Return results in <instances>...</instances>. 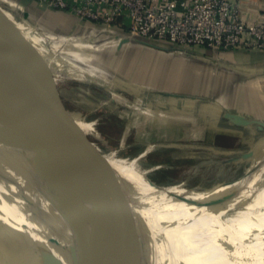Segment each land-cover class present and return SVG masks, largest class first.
<instances>
[{
  "label": "rangeland",
  "instance_id": "374dc122",
  "mask_svg": "<svg viewBox=\"0 0 264 264\" xmlns=\"http://www.w3.org/2000/svg\"><path fill=\"white\" fill-rule=\"evenodd\" d=\"M55 13L59 14L57 19L65 24L74 23L73 19L80 21L76 16L68 14L63 16V12L55 10L51 6L47 7L39 4L34 0H0V33L6 51L7 65L10 71L20 80L18 87L13 84L17 96V106L24 105L20 93L22 88L25 87L27 89L26 95L30 99L43 104L48 114L52 113L51 115L62 121L73 132L79 136L82 134L86 140L81 137L89 142L90 146L97 152L103 156L111 154L122 162L131 164L134 170L139 173L144 185H148L147 187L160 195H168L176 200L195 202L209 189L221 190L227 188L215 186L221 182L241 178L248 169L254 168L264 159V129L262 132L249 134L245 146L240 147V149H206L201 141H197V137H200L199 133H202V131L186 130L180 133L175 129V127H178L176 123L186 121V118L169 109L168 105H165L166 108L162 109L166 111L164 113L145 109V103L141 99L147 95L145 91L147 88L142 83L136 84L137 90H134L130 87L133 86L131 83L123 82L102 69V78L98 82L93 81L90 77L89 82L85 83L90 90L88 93L91 97L86 98L85 103L80 102L77 88L83 85L84 82H80L72 76L80 68L79 61L89 62L88 54L86 57L83 55V53L89 52V46L88 43H76V50L74 49L75 51L72 52L75 57H78L74 59L69 54L70 51L65 49V42L61 41L57 45L52 40L53 37H56L45 25V21H51L55 17ZM86 24L85 26L80 25L84 28L83 30L74 33L69 30L70 27L66 28L64 32L57 31V33L70 36L74 34L84 37L91 36L93 40L97 39V35H93L91 32L93 26ZM115 38L111 36L108 43H111L110 41L116 43ZM105 41L106 37L104 36L102 42ZM78 47L80 50H78ZM39 50H42L43 53ZM85 50L86 52H84ZM99 52L101 53V51ZM52 53L56 54V59L52 60V58L47 59L45 57V55L48 56ZM145 53L141 48H137L134 54L131 55L129 64L133 66L141 63L144 58H147ZM197 54V52L188 49L184 56L194 58ZM213 54L208 55L214 58ZM70 56L74 60L69 59ZM220 56L222 59L225 58V56ZM126 57L128 56H124V60L127 66L128 60L126 61ZM148 59L152 60L153 56L149 55ZM205 59L207 58L205 57L202 60L206 61ZM90 60L95 62L93 57ZM61 62H65V64L62 65ZM215 62L210 76H207V80L204 79L209 89L206 92L205 89L202 91V97L206 98L207 95H210L211 98V96L219 94L220 85L226 84L228 86L230 83L232 86L230 85L226 92L225 89L222 91V93H228L227 101L231 102L233 95H237L241 87L250 88L264 96V71H257L256 76L258 77H252L248 80L247 78L242 79L233 87L235 80L237 81L236 75L232 74L228 78V76L221 74V67L217 65V62L220 61L215 59ZM181 63L183 62L181 61ZM97 65L96 68H99ZM183 65L186 66L187 64L183 63ZM92 66L95 65H88L89 72H92ZM252 69L254 67L247 70L250 72ZM129 74L132 78L133 73ZM166 74L164 76L167 79L169 75ZM75 77L83 78L80 76ZM184 78L191 79L188 74ZM196 84L197 82L194 81L192 87H188L183 92L190 91L198 95L199 91L194 88ZM181 88H184L183 85ZM172 92L178 93L170 90V93ZM55 93L58 95L60 93L62 99L59 97L60 95L55 96ZM52 104L58 107L63 105L65 109L62 110L70 112L69 114L66 113L68 117L62 116L48 107ZM180 107V105L176 106V108ZM154 125H157V127L160 125V128L153 129ZM12 167L13 164L9 160L0 156V207L24 211L29 207L38 205L40 197L44 196V203H42L44 207L34 211L33 214L46 223L75 219L77 218L75 213H82L105 222L113 220L112 217L107 218V215L95 214L90 206L74 197V193L79 195L80 193H86V190L79 191L78 188L70 185L57 184L51 175L46 174L44 175L47 180L45 182L51 188L46 190L45 194L38 193L37 187H32L25 180L28 176L14 167L15 170L10 172ZM261 169L263 170L264 166ZM10 175L14 176L9 177ZM21 177L24 178L23 181L20 180ZM28 178L37 180L31 177ZM66 186H69V188L67 189ZM129 191L134 190L132 188L118 190L115 192V196L97 193H94V195L106 209L110 208V211H113L110 204L117 203L120 208L119 211H116V214L135 231L139 230L141 233L152 234L156 237L180 235L188 243L207 248L210 252L216 254L222 251L229 254L235 249V241L227 247L224 243L229 238L214 240L211 235L203 231V225L198 229L184 221L158 217L140 199L126 201V199H129V195H127ZM174 213L185 215L188 221L193 220L192 216L194 215L176 211ZM214 219H217V217ZM211 221L213 224L219 223V221ZM211 221L210 223H212ZM249 244H252L251 248ZM248 253L255 257L256 264H264V232H262L260 239L248 243Z\"/></svg>",
  "mask_w": 264,
  "mask_h": 264
},
{
  "label": "bare ground",
  "instance_id": "6f19581e",
  "mask_svg": "<svg viewBox=\"0 0 264 264\" xmlns=\"http://www.w3.org/2000/svg\"><path fill=\"white\" fill-rule=\"evenodd\" d=\"M10 79L18 87L20 80L12 76ZM26 92L22 88L24 105L17 106L18 123L15 121L0 142V156L14 168L44 182L48 174L57 184L93 194L115 196L118 190L132 188L126 201L140 199L158 217L184 221L198 229L203 225V231L214 240L229 238L224 244L229 247L235 241L236 246L229 254H216L188 243L180 235L156 237L135 231L116 214L120 208L117 203L111 205L114 213L109 208L99 212L112 217L110 222L74 212L75 219L46 223L33 214L44 207V196L38 205L24 211L0 207L2 241L11 245H16L14 241H30L29 246L35 247L36 240L43 264H256L255 257L248 253V243L260 239L264 232V159L241 178L215 186L227 188L209 189L195 202L176 200L144 185L131 164L97 152ZM175 211L194 215L193 220ZM7 252L2 264L27 262L24 253L15 247Z\"/></svg>",
  "mask_w": 264,
  "mask_h": 264
},
{
  "label": "crops",
  "instance_id": "0c3cea01",
  "mask_svg": "<svg viewBox=\"0 0 264 264\" xmlns=\"http://www.w3.org/2000/svg\"><path fill=\"white\" fill-rule=\"evenodd\" d=\"M34 1L46 5L40 0ZM231 1L237 3L239 18L244 23H259L264 19V0ZM46 6L48 7V5ZM53 8L63 12V16L66 14L70 16L72 15L66 10L55 7ZM57 18H59V14L55 13V17L51 21H45L46 28L52 31L53 35L58 39L57 40L54 37L52 39L57 45L61 41L65 42V49L70 51L69 54L72 55L74 59L78 57H75L72 52L76 50V43H88L89 46V52L85 54L82 52L85 57L88 54L89 62L77 61L78 65L80 64V68L74 72V75L72 76L78 81L84 82L83 85L77 88L79 91L78 97L81 99L80 102L85 103L86 98L91 97L88 93L90 90L85 83L87 81L89 82V79H91L90 77H92L93 81L95 80L98 82L99 79L102 78V69L109 74H113V76L123 82L131 83L133 86L130 87L134 88V90H137V87L135 86L136 84L142 83L144 87L147 88L145 90L147 95L145 97L142 96L144 98L141 99V101L145 103V109L164 113L166 111L162 109H165V105H168L169 109H172L175 113L186 118V121L176 123L178 127H175V129L180 133H183V131L186 130L202 131V133H199L200 137H197V141H201V144L204 145L203 147L206 149H240V147L245 146V141H247L249 134L259 133L264 129V126L262 125V123L264 124V96H261L258 92L247 87H241V90L237 92V95H233L232 101L230 102L227 101L228 93L225 94L230 85L232 86L230 83L228 86H226V84L220 85L219 94H215L214 96H211V98L210 95H207L206 98L202 97V91L205 89L206 92L209 89V86L208 84H205L204 79L207 80V76H210L212 72L211 70L216 63L215 59L220 61L217 62V65L218 67H221V74H224L226 77L228 76V78H230L229 76L232 74L236 75L237 81L235 80L233 87H235V85L242 79L247 78L248 80L252 77H258L256 76L257 71H264V50L254 49L248 44L246 38L243 45L224 51L202 46H178L168 40L148 37H133L129 40H123V38L127 36V27L124 19H119L116 23L108 25L101 21H91L86 19H80V21H75L73 19L74 23H69L68 21L69 24H65ZM86 23L94 27L91 28V32L93 35H97V39L93 40L91 36L84 37L75 34L70 36L57 33V31L64 32L66 31L65 29L69 27V30L72 33L83 30L84 28L80 25L85 26ZM95 26H98L99 28H96ZM101 36L103 37L101 38ZM104 36L106 37V41L102 42ZM111 36L112 38L117 36V38H115L116 43L115 41H110L111 43H108ZM137 48L144 50L147 58H144L141 63L132 66V64H129L131 61L130 57H132L131 55L134 54ZM188 49L192 52H197L198 54L194 56V58L185 57L184 54L186 51L188 52ZM78 50H80L79 47ZM39 51L42 52V50ZM99 51H101V53ZM84 52H86V50ZM78 53H80V51H78ZM210 53H214L213 55L215 56V59L208 55ZM89 54L93 57L95 62L90 60L91 57ZM149 55L153 56L152 60L148 59ZM166 55H168V57H166ZM220 55L225 56L226 60L225 58L222 59ZM124 56H128L126 57V61L128 60L127 66L125 65L126 62ZM45 57H47V59L52 58L53 60L56 59L55 57L57 56L55 53H52L48 56L45 55ZM205 57L207 58L205 59L206 61L202 60ZM69 59H72L71 56ZM181 61L187 65H183ZM61 64L64 65L65 62H61ZM96 64H98L97 66H99V68H96ZM88 65H95L92 66V72H89L87 68ZM129 66L132 67L130 68ZM251 67H254V69L248 72L249 70L247 69ZM131 72L133 73L132 78L130 77L131 74H129ZM166 72L168 73L166 74ZM10 73L12 74H10V76L13 78L16 77L11 71ZM165 74L169 75L167 79L165 78L166 76H164ZM187 74L190 75L191 79L187 80L184 78ZM75 76L83 78L79 79ZM179 80H181V82H179ZM194 81L197 82L194 88L199 91L198 95L190 91L183 92L184 90H187L188 87H192ZM182 85L184 88H181ZM224 89L225 92L222 93ZM170 90L177 91L178 93H170ZM59 95L55 93V96ZM59 97L61 98V95ZM177 105H180L181 107L176 108ZM57 108L61 110L65 109L63 105H60L59 107L57 106ZM62 111L68 114L70 113L68 110ZM228 114H232L233 116L229 117ZM152 128H160V125L158 127L157 125H154ZM13 170L14 169H11L10 172ZM11 176L14 175H10L9 177ZM20 180L23 181L24 178L21 177ZM25 180H27V183L32 187H37L38 193L45 194V191L51 188L47 182L30 179L28 177H26ZM74 194L75 196L72 195L75 198H79L82 203L90 206L95 214L99 215L101 210L106 209L99 199H96L93 193L86 192L80 193L79 195L78 193ZM67 195L70 196L69 193H67ZM112 204L113 203H111L110 206ZM78 217L85 218L82 216Z\"/></svg>",
  "mask_w": 264,
  "mask_h": 264
},
{
  "label": "built area",
  "instance_id": "2783aa9c",
  "mask_svg": "<svg viewBox=\"0 0 264 264\" xmlns=\"http://www.w3.org/2000/svg\"><path fill=\"white\" fill-rule=\"evenodd\" d=\"M81 20L124 19L127 36L168 40L178 46L229 50L244 44L264 50V19L246 24L231 0H40Z\"/></svg>",
  "mask_w": 264,
  "mask_h": 264
},
{
  "label": "water",
  "instance_id": "95a60500",
  "mask_svg": "<svg viewBox=\"0 0 264 264\" xmlns=\"http://www.w3.org/2000/svg\"><path fill=\"white\" fill-rule=\"evenodd\" d=\"M1 31V29H0ZM131 38L124 37L123 40H129ZM10 69L7 65L6 59V51L3 44V38L0 33V142L7 137L8 133L10 132L11 128L15 124V121L18 123L17 118V96L10 79ZM18 79V78H17ZM51 96V94H49ZM49 96V97H50ZM48 107L57 111L60 115L66 116V113L63 112L61 109L57 108L56 105L52 104ZM229 117H232V114H228ZM264 126V124L262 123ZM82 136V134H81ZM20 137L19 135L17 136ZM83 137V136H82ZM84 138V137H83ZM85 139V138H84ZM86 140V139H85ZM1 232V231H0ZM1 236V234H0ZM3 238H0V264L2 261L7 259L6 253L8 255V249L10 247H15L17 250L24 253L27 257V262L25 264H37V260L40 261L39 264H43L41 252L39 251L38 244L36 240H34V246H29L30 241L27 244H22L20 241H14L16 245H11L8 242L2 241Z\"/></svg>",
  "mask_w": 264,
  "mask_h": 264
}]
</instances>
